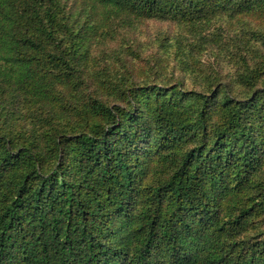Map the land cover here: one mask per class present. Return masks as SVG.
Wrapping results in <instances>:
<instances>
[{
    "label": "trees",
    "instance_id": "1",
    "mask_svg": "<svg viewBox=\"0 0 264 264\" xmlns=\"http://www.w3.org/2000/svg\"><path fill=\"white\" fill-rule=\"evenodd\" d=\"M148 19L206 82L97 62ZM0 264H264V0H0Z\"/></svg>",
    "mask_w": 264,
    "mask_h": 264
},
{
    "label": "rangeland",
    "instance_id": "2",
    "mask_svg": "<svg viewBox=\"0 0 264 264\" xmlns=\"http://www.w3.org/2000/svg\"><path fill=\"white\" fill-rule=\"evenodd\" d=\"M239 23V21L235 20L232 22L220 20L206 31L208 34L207 37H211L210 32L216 29L217 33L219 32L223 39L227 41L233 33L232 30L239 27ZM179 30L178 24L172 20L148 19L144 22H136V25L132 27H119L113 34V37L110 36L107 39L108 44H106V47L100 48V46H95L92 47L91 51L101 66L114 63L118 58L117 55L119 56L120 53L124 55L129 51H134V55L131 53L133 56H136L135 52H141L142 55L146 56L155 54L151 64L136 57L137 61L143 63H138L139 66L142 65L147 68L148 80L150 82L166 83L181 80L187 88L198 87L201 81L203 83L206 82L204 80L205 74L199 71L193 72V70L184 74V67L181 65L179 57L175 54L176 48L170 47L169 45L168 47L162 48L160 45L161 41L164 42L163 39L165 36H168V40H172L171 42L175 41ZM182 30L181 33L183 32ZM188 39L185 38V44H188ZM181 40L184 39L181 37ZM218 49L219 47L216 44L208 43L205 46V50H202V53L199 54L198 60L200 61L198 62H201V64L214 62L215 58L218 57L216 55L217 52H215ZM229 66L233 69L231 62ZM117 67H120L119 62H117ZM139 76V78H145V74ZM237 94L240 95V92L237 91Z\"/></svg>",
    "mask_w": 264,
    "mask_h": 264
}]
</instances>
